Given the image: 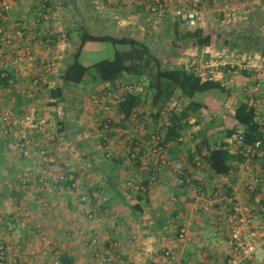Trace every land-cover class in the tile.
<instances>
[{
  "label": "crops",
  "instance_id": "0c3cea01",
  "mask_svg": "<svg viewBox=\"0 0 264 264\" xmlns=\"http://www.w3.org/2000/svg\"><path fill=\"white\" fill-rule=\"evenodd\" d=\"M58 1H52V6L45 12L37 0H13L11 10L0 15V70L8 72L9 77L8 82L1 81L6 84L0 85V107L16 115L36 108L38 115L54 119L56 123L52 132L55 141L49 140L45 134L28 132L34 151L48 148L56 158L51 164L41 161L35 164L37 155L34 152L31 157L22 153L20 128L15 127L7 134L0 121V243L7 251L4 263L0 264H63V256H69L75 264H108L96 257L92 245L94 237L99 240L96 248L114 246L124 264H169L163 259L165 248L177 254L178 260L173 264H228L239 256L233 243L234 232L221 213L223 205L212 204L210 200L224 185V175L214 172L206 162L198 161L199 140L193 137L180 142L171 140L167 144L172 163L181 165L189 179L180 186L171 166H165L155 173L157 163L149 151L147 139L158 126L167 122V117H160L157 122L146 120V115L153 111L149 98L140 107L144 115L140 112L139 116L124 122L118 104L105 110L95 102V97H102L104 92L112 90L111 85L90 80V76L79 85H66L63 75L80 45V31L99 33L104 31L103 28H110L116 30L117 36L140 39L136 35L140 29L155 34L166 27V31L175 33L176 45L169 52L174 64L172 67L202 66L198 65L201 63L199 51L207 52L212 57L209 63L203 65L209 68L208 76L222 83L226 80L232 83L233 86L228 87V96L234 100L229 111L231 115L240 102L250 104L252 98H264V80L248 71L231 70L229 66L221 64L230 56L213 37L212 44L203 49L196 47L194 42L176 39L177 32H182L180 29L184 24L179 22L180 17L169 5L174 6L180 0H166L167 13L163 18H158L160 20L150 10V0H140L135 5L125 7L120 5V0H103L106 3L103 5L101 0H62L67 7L73 5L74 9L71 10L55 8ZM221 2L231 3L233 9L241 4L249 12L254 10L249 0ZM205 3L201 0V5ZM256 6L262 13L253 17L264 18V4ZM232 13H223L226 21L232 19ZM263 22L261 31L264 35ZM216 32L225 36V43L231 47L238 46L242 38L253 45L259 41L260 46L264 47V36L255 37L252 29L237 28L234 42L228 35L232 31L222 29ZM48 37L52 40L51 44L46 40ZM145 41L151 44L150 40ZM190 45L195 47L192 55L197 54V57L191 56ZM247 47L246 51L252 45ZM246 54H259L264 58L262 51ZM162 60L169 65L164 58ZM49 61H54L55 66L49 74L48 83H45L43 77ZM222 67L227 69V74L221 72ZM36 79H40V82L36 83ZM126 80L133 79L128 76ZM258 81H261V89L257 93L253 88ZM79 86L83 87L82 100L85 101L76 117L71 112L68 98L70 90ZM58 88L64 90H58L60 96L57 97L54 90ZM187 104L188 100L178 96L170 103L176 111H181ZM258 109L264 118V102L259 104ZM225 116L220 111V119ZM109 121L113 126L106 128L105 122ZM198 121L196 117L191 118L193 132L201 135L208 126ZM232 124L233 120L229 125L220 120L218 127H230ZM228 138L226 135L223 140ZM133 146L140 149L135 160L128 153ZM234 149L231 151L235 153ZM108 150L115 153L111 159L106 157ZM246 161L233 162L231 184L225 185L228 187L223 194L227 206H231L233 198L251 208L256 205L254 194L247 186L252 182V174L242 167ZM263 161L264 153L253 162L259 174L257 185L260 194H264ZM65 162H69L74 169L77 186L66 181L53 194L46 192L40 183L41 177L48 181L55 180L66 170ZM28 166H34L35 175L30 181L29 191H26L21 178ZM142 183L146 190L140 188ZM144 191H147V196ZM27 192H31V196ZM83 193H87L90 199L85 206H80L79 197ZM173 197L177 200L173 201ZM42 199L50 204L56 201L57 205L46 207ZM88 210L92 211L93 217L86 215ZM13 217L26 223L25 229L17 228L24 236L21 239L16 237V232L8 230ZM262 219L259 217L255 220V225H261ZM176 226L186 229L187 239L178 238ZM260 248L256 250V255ZM40 257L43 258L39 261ZM245 264L258 263L253 258Z\"/></svg>",
  "mask_w": 264,
  "mask_h": 264
},
{
  "label": "built area",
  "instance_id": "2783aa9c",
  "mask_svg": "<svg viewBox=\"0 0 264 264\" xmlns=\"http://www.w3.org/2000/svg\"><path fill=\"white\" fill-rule=\"evenodd\" d=\"M140 0H120L121 6H131L133 4L138 3ZM213 4L218 5L221 3L222 0H210ZM253 4H264V0H249ZM13 0H2L0 6V15H4L6 12L11 10ZM183 0L178 2V7L176 6L175 12L180 17V19L189 26L195 27L198 25L200 21V17L202 15V8H206L207 5H201V0H193L189 4L183 3ZM248 2V1H247ZM246 3V2H245ZM247 4V3H246ZM150 10L154 15L159 18H163L167 12V5L166 0H150L149 4ZM223 11L224 12H231L234 11L233 7L230 3L223 4ZM42 14V12H40ZM48 43L51 44L52 40L48 39ZM28 53L31 54V50L28 48ZM34 57L32 56V59ZM223 65L229 66L231 70H243L248 71L250 73L255 74L256 76L261 77V80H264V58H262L259 54H241L238 55L237 58H227L222 61ZM55 66L54 61H49L46 65L47 72L43 77L45 83H48L49 74L53 71ZM195 71H199L204 78L209 77L208 75L203 74L200 71L199 66H192ZM214 78V77H211ZM36 83L40 82V79L35 80ZM226 87H232V83H222ZM261 89V81H258L253 88L254 92H259ZM144 91L142 86H135L134 83H125L122 82L120 84L119 90L116 92L113 91H106L104 92L103 96L95 97V102L98 105L102 106V109L109 110L111 109L112 105H116L118 101L122 97V93L124 92H134V91ZM264 102L263 99H256L252 98L250 100V105H253L257 108L258 117L260 119L261 124L264 126V118L261 116L260 111L258 109L259 104ZM0 121L4 124V132L9 133L15 127L20 128V144L22 148V153L26 157H31L32 153L37 155V159L34 158V163H38V161L51 164L56 161V158L52 156L51 151L48 148H42L39 151H34V147L32 146V142L28 137L29 131H36L42 134H45L49 140L55 141V134L52 133L56 127V123L54 119L49 117L40 116L38 115L37 109L32 108L28 113L23 115H16L13 111L3 109L0 107ZM138 109V108H136ZM135 109V111H136ZM140 109V108H139ZM173 109L171 105L167 106L163 114L169 113V111ZM146 120H152L151 114L146 115ZM169 123V122H167ZM193 124L195 122L193 121ZM106 128L109 127V122H105ZM194 126L192 129L185 130L183 135L179 138L180 141H186L187 139H192L194 137ZM165 133L162 131H153L150 133L149 138L147 139V144L149 147V151L151 155L154 157L157 163V170L162 169L165 166H171L174 172L177 174L178 177V185L183 186L188 179L184 168L181 165L173 164L170 157L168 147L164 144ZM226 145L224 147L229 148L230 150L234 149L236 152L241 153L247 158V161L242 163V167L247 171L251 172V183L247 184L250 192L254 194V203L256 204L254 208H251L245 205L241 200L237 198H233L231 201V206H227L223 200L224 197V190L230 186L232 176L230 174L224 175V185L218 191H216L210 200L212 204H220L223 205V210L221 211L223 217H225L230 225L232 226L234 236H233V243L236 246L239 256L231 259L228 264H245L247 260L253 259L258 264H264V259L258 255H256V250L258 248L264 249V194L258 193V185L257 183L259 180V174L256 171V166L254 165V161L257 157L263 154L261 149L262 142L258 141L255 144H250L246 142V138L244 133L240 132L236 135L229 137L224 142ZM218 146H223V142H219ZM36 150V149H35ZM139 147H130L128 149V153L131 157L135 160L138 158ZM114 151L108 150L106 152V157L111 159L114 157ZM201 161L200 157H198V161ZM264 163V161H263ZM65 171H63L58 177L55 178L53 181L46 180L45 177H41L40 183L43 186V189L53 194L56 189L60 186L61 183L71 181L73 186H77V179L76 176L73 174L74 169L71 167L69 162H65ZM35 175L34 166H28L21 178L22 186L27 191L30 188V181ZM225 185H228L225 187ZM142 190H146L147 187L141 185L140 187ZM264 190V187H263ZM29 191V190H28ZM28 193V192H27ZM31 196V192L28 193ZM90 197L87 193H83L79 197L80 206H85ZM177 198L173 197V201H176ZM41 202L46 204V207L53 208L57 205V202L54 201L52 204L48 200H41ZM86 215L88 217H93V213L91 210L86 211ZM259 217H263L261 225H255V220ZM20 227L21 229L26 228L25 221H20L16 218H13L12 222L8 225L9 232H16V237L21 239L23 236L21 231H18L17 228ZM178 231V238L179 239H187V232L185 228L175 227ZM17 230V231H16ZM99 240L98 238L94 237L92 239V245L95 247L96 257L101 260L102 263L108 264H124L125 261L123 259L118 260L117 255L115 253L116 249L113 247L105 248L104 246L98 247ZM7 257V251L3 244H0V262L4 263ZM163 259L165 262L169 264H173L178 260L177 254L170 248H165L163 250Z\"/></svg>",
  "mask_w": 264,
  "mask_h": 264
},
{
  "label": "trees",
  "instance_id": "16d2710c",
  "mask_svg": "<svg viewBox=\"0 0 264 264\" xmlns=\"http://www.w3.org/2000/svg\"><path fill=\"white\" fill-rule=\"evenodd\" d=\"M38 1L40 8L46 12L52 6V1L54 0ZM179 22L186 25L181 19ZM186 26H188L187 30L180 32L181 35L178 33L179 31L177 32L176 39L181 38L186 42H194L200 49L212 44L213 35L205 31L204 27ZM80 32V45L73 54L72 63L64 72V83L66 85H79L84 82L87 76H90V80L94 79L96 82L111 85L112 90L108 91H118L122 82L142 86L144 91L137 90L122 93V97L117 103L119 111L123 115L122 120L127 122L132 117L139 116L141 112L139 108L149 98L153 111L150 113L152 120H148V122H157L163 116H166L167 122H169L163 123L156 129L165 133L164 144L167 147L168 142L171 140L179 141L185 130L193 128L191 118L197 117L199 111L206 107L201 95H207L211 91L229 94V88L224 86L221 81L215 80L210 76L204 78L199 71H195L191 67H170L166 65L162 58L153 51L151 44L145 40L132 36H117L110 33L96 34L88 30ZM48 39L51 38L48 37L46 40L48 41ZM89 42H111L116 46H124L125 48L116 49L112 58L101 59L86 65L80 58L83 49ZM262 54L264 56V47ZM128 76L133 80H126ZM3 80L5 82L9 81L8 72L0 70V83ZM2 84L6 83L3 82L0 85ZM58 90L63 91L64 88L54 90L57 97L60 96ZM176 96L188 100V104L181 111L171 109L169 113L163 114L164 109L170 105ZM257 111V108L248 102H240L234 114L231 115L232 126L224 127L223 132L225 137L226 135L232 137L242 132L245 135L246 142L250 144L261 141V149L264 153V126L260 122ZM141 114L144 115L145 113L141 112ZM198 122L200 123V121ZM212 123L214 125L215 121ZM109 125V128H111L113 123L109 121ZM194 138L199 140L197 142V150L201 162H206L219 175L230 174L234 168V161L239 163L247 159L241 153H234L229 148L224 147L226 144L223 138L220 140L214 139L211 127H208L201 135L194 133ZM220 141L223 142V146L219 147L218 143ZM143 185L145 186V184ZM144 195L147 196V191H144ZM13 218L10 222H12ZM117 252L115 251L116 255ZM118 260L120 259L118 258ZM62 261L63 264H75L74 260L70 259L69 256H63Z\"/></svg>",
  "mask_w": 264,
  "mask_h": 264
},
{
  "label": "rangeland",
  "instance_id": "374dc122",
  "mask_svg": "<svg viewBox=\"0 0 264 264\" xmlns=\"http://www.w3.org/2000/svg\"><path fill=\"white\" fill-rule=\"evenodd\" d=\"M186 5L189 4L190 2H192L193 0H183ZM204 2H206L207 7L206 8H202V14L203 17L200 18V21L198 23L197 26H202L204 27L205 31L210 32L213 35V39L216 42H220V44L222 45V48H224L223 50L225 52H227V54H229L228 58H237L239 54H246L247 52H258V51H262L263 46H260L259 41H256L255 45L248 43V40L246 38H242L239 40V44L238 46L235 47H231L230 44H226L225 43V36L223 35H218L217 32L215 33V31H222V29H226V30H230L232 31L231 34H228L231 36V42H234L235 38H236V34L235 30L237 28H241V29H252L253 35L255 34V37H263V32L261 31L263 28L262 27V21H264L263 17L260 16V19L253 17L255 14L257 15L259 12H261V9H257L256 4L254 5V10H252V12H249L246 7H242L241 4L236 6V9L233 11L231 16V20L230 21H226V17L223 13H225L223 11V4L224 3H219L218 5L213 4L212 2H209L207 0H202ZM176 2V1H174ZM59 3V4H58ZM57 3L58 7H56L57 5H55V8L57 9H65V10H71L74 9L73 5L67 7L65 6V2L63 4L62 0H59ZM101 5L106 4L103 0H101ZM231 4V3H230ZM85 5V4H83ZM178 5V3L174 4V6L172 4L169 5V8H173V10L176 9V6ZM172 6V7H171ZM252 6V5H251ZM125 7V6H124ZM178 7V6H177ZM240 7V8H239ZM106 9V8H104ZM254 11V12H253ZM167 13V12H166ZM254 13V14H253ZM227 15V14H226ZM264 15V13H263ZM156 17V16H154ZM228 17V16H227ZM248 17V18H246ZM157 20L159 17H156ZM76 20V19H75ZM154 20H156L154 18ZM146 23H149V21H146ZM264 23V22H263ZM196 26V27H197ZM186 25L181 27V31H186L187 30ZM162 31H159L158 33H150V32H146L145 30H138L136 32V35L142 39V40H150L151 41V46L153 48V51L160 55L162 58H164L166 60V63L169 64L170 67L174 66L172 59L170 58V54L169 52H171L176 45L175 42V33L171 32V31H166V27L162 28ZM102 32H96V34H115L116 35V30H111L110 28H103ZM165 31V32H164ZM261 33V34H260ZM260 34V35H257ZM239 36V35H238ZM76 39V36H75ZM239 39V37H238ZM248 45H252L251 48H249L248 51H246V49H248ZM196 46V44H195ZM197 47V46H196ZM208 47V46H207ZM124 46H116L114 44H112L111 42H89L86 46V48L84 49L83 53H82V57H81V61L84 64H92L96 61H99L101 59H106V58H112L115 54L116 49H124ZM190 54L192 57H197V54L194 56L192 55L195 49L194 46L190 45ZM219 48V47H218ZM226 49V50H225ZM199 57L198 59L200 60L201 63H198V65H202L199 66L200 67V71L202 73H205V75H208V67H204L203 65H206L207 63L210 62V60L212 59V57L207 53V52H201L199 51ZM224 52V53H225ZM226 54V53H225ZM209 55V56H208ZM172 57V56H171ZM227 59V58H226ZM240 70V69H238ZM241 71V70H240ZM221 72L224 74H227L228 71L227 69H225L224 67L221 68ZM230 79V78H228ZM229 80H226V83H228ZM89 83H87L88 85ZM82 86L79 87H73L70 90V96L68 98V101L70 103V105L72 106L71 108V112L72 114L78 115V111L79 109H81V106L84 107V101L82 100ZM85 89V88H84ZM89 95V93H88ZM205 95V96H204ZM201 95V99L203 102L206 103V107L202 108L198 115H197V119L200 120V123L203 126H208L211 127V133L214 139L220 140V139H224V133H223V128L218 127L219 126V122L221 121H226V123L229 125L231 124V112L230 109L232 108V106L234 105L232 103L233 98H229V96L227 94H220L218 91H211V93L209 94H204ZM231 101V102H230ZM212 107V108H211ZM220 111L224 112L226 114V116L224 117V119H220L219 115H220ZM215 118V119H214ZM211 119L215 121V124L213 125V123L210 121ZM260 254V255H258ZM258 256L262 257L264 259V249L260 248V250L258 251ZM41 256V254H40ZM43 257L39 258V261L42 259Z\"/></svg>",
  "mask_w": 264,
  "mask_h": 264
}]
</instances>
